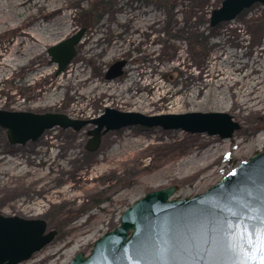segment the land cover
Listing matches in <instances>:
<instances>
[{
  "label": "rangeland",
  "instance_id": "374dc122",
  "mask_svg": "<svg viewBox=\"0 0 264 264\" xmlns=\"http://www.w3.org/2000/svg\"><path fill=\"white\" fill-rule=\"evenodd\" d=\"M5 1L0 0V23L6 22L0 24L1 111L77 121L96 119L105 108L143 116L223 113L239 125L229 139L133 126L106 134L95 152L85 150L92 125L78 132L55 127L25 145H11L0 128V214L43 220L47 231L57 233L20 264H68L78 253L87 256L146 194L169 187L176 188L172 198L202 194L264 151L261 5L212 29L185 26V0L176 8V23L155 0H57L50 4L60 1V13L38 21L34 9L30 16ZM23 21L29 24L23 32H35L45 43L33 63L30 55L11 54L17 37L6 31ZM82 29L76 56L56 76L49 48ZM194 33L203 35L208 57L191 49L187 38ZM31 46L25 43L23 51ZM120 60L126 61L123 75L107 80L109 67ZM128 77L142 92L137 86L120 92ZM82 78L91 80L88 88L78 84ZM58 83L63 87L56 90ZM135 92L148 99L146 107L124 102ZM180 100L189 102L176 110Z\"/></svg>",
  "mask_w": 264,
  "mask_h": 264
},
{
  "label": "water",
  "instance_id": "95a60500",
  "mask_svg": "<svg viewBox=\"0 0 264 264\" xmlns=\"http://www.w3.org/2000/svg\"><path fill=\"white\" fill-rule=\"evenodd\" d=\"M255 4L264 8V0H223L219 8L211 11L208 26L216 28L233 21ZM84 32L82 29L49 48L50 63L57 66L56 76L64 72L76 56V46ZM125 66V60L113 63L105 78L114 80L121 77ZM88 125L93 129L87 133V152H95L101 138L109 132L133 126L182 130L221 139H229L239 130V125L223 113L143 116L105 108L96 119L77 121L61 114L0 110V128L6 131L11 145L35 142L45 131L55 127L78 132ZM233 172L235 176L231 175ZM245 174L249 177L250 186L259 187L264 180V151L241 162L202 194L172 199L175 187L146 194L122 213L114 230L93 243L87 256L78 253L68 264H229L232 256L224 251L223 242L227 236L226 223L232 219L230 212L236 207L230 203V198L234 193L235 198L243 202V188L240 191L237 188ZM173 233L179 251L174 256L164 252L163 260H156L157 245L165 249ZM56 234L55 231H47L43 220L0 214V264H20L29 260L51 243Z\"/></svg>",
  "mask_w": 264,
  "mask_h": 264
},
{
  "label": "snow or ice",
  "instance_id": "6c2138e0",
  "mask_svg": "<svg viewBox=\"0 0 264 264\" xmlns=\"http://www.w3.org/2000/svg\"><path fill=\"white\" fill-rule=\"evenodd\" d=\"M231 175L235 176L233 172ZM243 188L244 200L230 198L236 207L231 210V220L226 223L227 236L223 249L232 256L229 264H264V180L259 187L249 185L247 174L241 177L237 191ZM179 251L175 233L172 234L167 247L156 248V260H163V253L174 256Z\"/></svg>",
  "mask_w": 264,
  "mask_h": 264
},
{
  "label": "bare ground",
  "instance_id": "6f19581e",
  "mask_svg": "<svg viewBox=\"0 0 264 264\" xmlns=\"http://www.w3.org/2000/svg\"><path fill=\"white\" fill-rule=\"evenodd\" d=\"M56 2L57 0H6L5 3H7L9 6H11L14 9H22L25 10L27 13L31 14V11L34 9L37 12V15L35 16V21L38 20H45L47 18H49V16L52 15H57L60 13V11L63 9L64 6L60 5V1L57 2L56 5H58L57 7H53V4H50L51 2ZM1 9V6H0ZM18 17H21L20 14H17ZM65 18V17H64ZM60 19H62L60 17ZM5 21H2V23L0 24H5ZM62 24H59V26H61ZM25 26H29V24L25 21H23L22 23L18 24L17 26L11 27L8 31L9 33H12L13 37H17L16 40V46L15 48L11 49V54L13 56L16 57H23V58H28L27 55H30V62L33 63L34 60L41 54L39 50H37V47H43L45 46L44 40H42L37 33L35 32H23L22 27ZM5 32V33H6ZM4 34V33H3ZM25 43H29L32 44L33 46H31L30 49H24L23 51V45ZM9 50H7L4 53H7ZM91 80L87 79V78H82L78 84H80L81 87H89L91 85ZM131 81V83H129ZM133 86H137L140 88V92H142L143 90V86L139 84V82L135 83L132 79V77H128L126 79V81L124 82V84L122 85V90L120 92H127L128 90H130L131 87ZM63 87L62 83H58L56 90H59ZM93 87H96V85H94ZM94 89V88H93ZM140 92H135L132 94H129L127 98H125L124 102H128L131 101V103L133 105L136 106V109H139L140 107H146L147 105L146 102L148 101L147 98L143 97L142 95H140ZM107 98H109V100L111 99L109 95H107L106 93L104 95H102ZM117 97V95H116ZM188 100H180L179 102H177L175 104L176 106V110H179V108H183V104L184 103H188ZM49 131V130H48ZM262 140H264V136L262 135ZM83 226L80 225L79 228H81Z\"/></svg>",
  "mask_w": 264,
  "mask_h": 264
},
{
  "label": "trees",
  "instance_id": "16d2710c",
  "mask_svg": "<svg viewBox=\"0 0 264 264\" xmlns=\"http://www.w3.org/2000/svg\"><path fill=\"white\" fill-rule=\"evenodd\" d=\"M183 1L184 0H155V2L160 5L164 9L165 13L171 18L172 22L175 23L177 21L175 17L180 13L179 11H176V8ZM185 1H188L189 3L186 6L185 11L182 12L183 23L185 26L196 25L199 27L201 25H208V16L210 15V12L218 8L219 3H221L223 0H216V5L214 6L211 4V0ZM187 40L189 41L191 49L195 51V53L205 54L208 51L207 43L202 34H191ZM206 57H208L207 53L204 55V58Z\"/></svg>",
  "mask_w": 264,
  "mask_h": 264
}]
</instances>
